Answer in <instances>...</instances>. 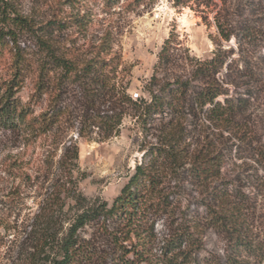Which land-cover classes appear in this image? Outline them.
Listing matches in <instances>:
<instances>
[{"label":"rangeland","instance_id":"374dc122","mask_svg":"<svg viewBox=\"0 0 264 264\" xmlns=\"http://www.w3.org/2000/svg\"><path fill=\"white\" fill-rule=\"evenodd\" d=\"M1 5L27 17L29 26L4 23L0 15V93L11 75L12 55L19 52L28 67L16 96L28 100L47 45L77 68L108 45L119 61L111 81L144 100L152 75L160 82L185 75L189 59H209L221 49L230 57L216 76L225 82L237 112L226 128L200 112L181 118L168 112L145 115L137 103L126 108L118 132L102 139L100 129L86 126L82 111L74 108L81 87L68 81L59 99L67 108L49 130L35 135L0 127V264H42L37 263L42 246L53 257L52 245L67 234L76 215L103 201L110 204L146 151L163 145L174 125L178 146L188 156L160 184L171 206L153 223L156 240L149 253L154 262L163 239L180 223L198 224L199 259L223 262L233 254L227 234L206 220L204 203L211 200L205 187L187 173L193 153L213 149L223 153V166L219 179L207 187L215 185L242 203L243 231L259 251L242 257L264 264V0H184L179 5L172 0H0ZM216 19L229 24V40L220 36ZM169 37L173 65L159 66ZM106 50L101 57H108ZM45 72L51 84L32 108L49 115L62 70L49 64ZM76 235L92 255L70 264H112L113 248L96 222L78 228Z\"/></svg>","mask_w":264,"mask_h":264},{"label":"trees","instance_id":"16d2710c","mask_svg":"<svg viewBox=\"0 0 264 264\" xmlns=\"http://www.w3.org/2000/svg\"><path fill=\"white\" fill-rule=\"evenodd\" d=\"M154 1L148 0L149 3ZM172 1L176 5L184 3V0ZM0 15L4 23L20 27L29 26L28 18L12 7L1 5ZM49 23L50 21L47 22ZM216 26L220 36L229 40L232 35L229 24L216 19ZM46 47L48 49L42 59V66L33 80V91L24 103L16 93L23 86L28 61L23 54L13 53L11 75L1 85L0 127L21 128L35 135L49 130L59 122L67 108L59 103V99L60 91H63L62 88L68 81L81 87V97L77 99L74 108L82 111L83 123L86 126H96L100 129L102 139L118 132L126 108L137 103L145 115L168 112L173 117L181 118L200 112L204 113L207 119L226 128L234 122L237 104L228 96L227 88L223 85L225 82L216 76L227 63L229 50L214 51L209 59L194 62L189 59L191 69L185 75L174 74L163 82H160L155 74L152 75L146 87L149 99L144 100L136 99L138 95L135 99L132 98L123 88L111 81L113 77L110 74L116 71L119 61L114 55H110L109 47L100 50L80 68L54 54L50 45ZM170 49L169 37L159 52V66L173 65L174 57ZM103 50H106L105 55L108 57L100 56ZM49 64L62 70L53 87L56 89L55 105L49 115L36 114L32 105L37 103L45 86L51 84L48 73H44V68ZM152 86L158 87L153 90ZM179 134L178 125H174L163 145L156 144L146 151L143 161L135 166L128 181L110 204L103 201L79 212L67 234L56 243L53 242V257H49L50 254L44 251L42 244L40 249L43 251L40 252L37 263L70 264L89 258L92 255L91 250L77 238L76 232L85 224L96 222L109 238L113 248L112 264H249L242 257L243 254L257 255L259 251L246 239L243 231L245 218L242 214V203L232 201V195L215 185L207 187L212 181L219 179L223 166V153L213 149L193 153L187 173L196 184L205 187V196L211 200L204 203L206 220L211 227L227 234L233 254H228L223 262L199 259L196 251L199 250L201 241L195 235L198 224H194L192 229L191 226L180 223L173 233L163 239L160 258L154 262L153 255H150L151 245L156 240L154 220L162 213L168 212L171 206L170 196L161 190L160 184L163 178L168 173L175 172L183 158L188 156L178 146L176 137Z\"/></svg>","mask_w":264,"mask_h":264},{"label":"built area","instance_id":"2783aa9c","mask_svg":"<svg viewBox=\"0 0 264 264\" xmlns=\"http://www.w3.org/2000/svg\"><path fill=\"white\" fill-rule=\"evenodd\" d=\"M136 97H137V94H133L132 98H134V99H135Z\"/></svg>","mask_w":264,"mask_h":264}]
</instances>
